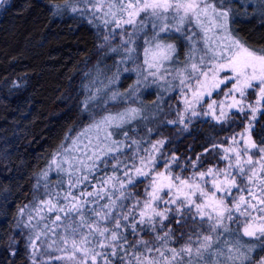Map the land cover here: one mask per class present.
Returning <instances> with one entry per match:
<instances>
[{"label": "snow or ice", "instance_id": "1", "mask_svg": "<svg viewBox=\"0 0 264 264\" xmlns=\"http://www.w3.org/2000/svg\"><path fill=\"white\" fill-rule=\"evenodd\" d=\"M64 9L88 19L116 72L98 70L85 86L87 127L66 137L71 143L53 155L33 200L19 209L30 264H264V255L253 257L264 252V140L251 134L264 112V48L233 29L238 9L264 17V0H65ZM121 66L136 77L126 93L112 87ZM152 85L179 88L183 109L168 124L187 129L201 116L248 124L213 143L216 164L202 170L198 156L191 175L186 166L177 172L179 158L161 151L164 139L141 151L143 141L126 128L147 119L135 96Z\"/></svg>", "mask_w": 264, "mask_h": 264}, {"label": "trees", "instance_id": "2", "mask_svg": "<svg viewBox=\"0 0 264 264\" xmlns=\"http://www.w3.org/2000/svg\"><path fill=\"white\" fill-rule=\"evenodd\" d=\"M64 2L7 0L0 11V264H28L27 242L16 226L19 209L33 200L40 174L70 140L66 137L89 123L82 111L85 74L94 66L102 38L87 20L65 10ZM238 11L234 31L250 46L264 48V17L258 11ZM179 55L183 62V50ZM153 102L155 93L144 92L139 107ZM141 122L126 128L131 138L149 142ZM245 123L240 117L220 126L200 124L178 142L172 129L161 128L170 138L162 152L176 155L188 170L199 156L198 164L206 170L219 160L215 153L220 149H213V143L242 132ZM251 134L258 143L264 140V112ZM131 150L126 149L129 156ZM258 254L264 252L257 248L253 257Z\"/></svg>", "mask_w": 264, "mask_h": 264}, {"label": "rangeland", "instance_id": "3", "mask_svg": "<svg viewBox=\"0 0 264 264\" xmlns=\"http://www.w3.org/2000/svg\"><path fill=\"white\" fill-rule=\"evenodd\" d=\"M237 1L239 2V0H237ZM5 4L6 3H4L2 6H0V11L5 6ZM69 11L71 14H73L70 9H69ZM73 15H78L79 17L88 21V19L80 16L79 14H73ZM100 43H102V39H101ZM92 65H94V66H92ZM92 65H91L92 67L85 74V85L84 86L90 85L91 80L96 77L98 70L102 71L107 76H111L113 73L116 72V67L114 66L115 61L113 59H110L107 56H105L102 53L99 46H98V49L96 52L95 62ZM135 80H136L135 74L124 72L123 67L121 66L120 79L118 82L114 83L112 85V87H113V89H118L121 93H126L127 90L129 89V86L135 83ZM105 83H107L106 80H105ZM149 91H152L155 93V102H153L147 106L141 107V108H143L145 116L147 117V119H141L142 120L141 123H142V127H144L143 129L149 135L148 137L150 138V141L146 142L147 140H143V143L141 146V151H143V149L145 147H148L150 149L151 143H155L156 140H158V139H164L166 141L165 145L167 144V142L170 138L166 134L163 135V132L160 131L161 128L162 129H164V128L172 129L175 133V138L173 136V139H175V142H178V140L180 139V135L182 136V135L186 134L193 127H195L197 125H200V124H202V125H213V126L222 125V124H217L215 121L211 120L210 117H203V116L191 118L192 122L190 124H188L187 129H185L182 125H180L178 123L175 125L168 124L167 121L169 119H176L177 118V116H176L177 108H180L181 110L183 109V104L181 102L182 98L180 97V94H179V88H177L174 91H167L166 92V91H163V90L157 88L155 85H152V86L147 87V88L141 87L139 92H137L136 96H135L136 106H139V104H140V95H142L144 92H149ZM85 93H86V97H87L88 88H86V87H85ZM161 97H162V99H161ZM252 100L254 102V96L252 97ZM129 103H131V101H129ZM126 106H127V104L121 102V107H126ZM94 107H95V105H93V108ZM236 115L240 116L239 113H237ZM250 115H251L250 113L247 114V116L249 118H250ZM258 115H259V113H257V117H258ZM257 117H256V119H257ZM242 118L246 120V123H245V127H246L248 124V119H246L245 117H242ZM256 119L251 121L253 127H254V124L256 122ZM153 124H155V125H153ZM151 125H153V127H151ZM253 127L251 129V132L253 130ZM149 129H152L151 133L149 132ZM77 134H78V132L76 134L69 136V137L74 138ZM116 138L120 139V140L124 139L122 134ZM70 143H71V139L68 140V142L66 144H70ZM130 143H131V141H130ZM134 150H135V145H134V148L131 150L130 153H132V151H134ZM157 155H159V154H157ZM123 158L124 157L122 156V159ZM164 159H165L164 157H160L161 163H164ZM223 164H224V162H223ZM173 167L175 168V170L177 172H179V171H181V169L185 168V166L183 164H179V167H176V165H173ZM47 168H46V170H47ZM105 171L108 174H111L112 173L111 165H109L108 168L105 169ZM193 171L194 170H193L192 165H191L190 169L189 170L187 169L186 174L191 175ZM103 174L104 173H99L98 175H103ZM120 174L122 175V173H120ZM55 177H56L55 171L51 172L50 179H54ZM41 183H42V181H41ZM40 191L42 192L43 189L41 188ZM26 231L27 230H25V232ZM29 256H30V251L28 249V264H30Z\"/></svg>", "mask_w": 264, "mask_h": 264}]
</instances>
